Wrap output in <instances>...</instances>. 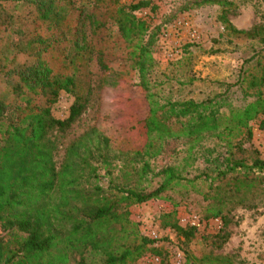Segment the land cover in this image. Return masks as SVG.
Wrapping results in <instances>:
<instances>
[{
  "label": "trees",
  "instance_id": "obj_1",
  "mask_svg": "<svg viewBox=\"0 0 264 264\" xmlns=\"http://www.w3.org/2000/svg\"><path fill=\"white\" fill-rule=\"evenodd\" d=\"M0 1L18 11V16L13 11L0 14L5 32L0 38V264H69L72 253L78 257L73 264L132 263L146 252L145 245L155 241L143 236L138 245H120L119 241L126 240L114 233L124 234L126 209L148 201H168V194L184 180L177 167L153 172L143 161L132 170L138 179L150 175L144 181H156L148 191L110 181L105 190L114 193L107 196H100L99 186L86 189L90 180L99 178L91 163L103 168L102 177L110 175L109 140L95 130L72 142L63 164L55 169V146L48 133L68 129L85 110L92 91L91 59L100 73L97 89H115L134 78L143 93L146 113L140 124L146 141L143 150L133 153L140 159L154 158L163 144L179 141L189 153L204 138L220 140L239 129L250 139L249 123L257 119L258 128L264 129V95L258 90L264 81V64L262 77L248 82V89H256L253 100L226 116L220 112L222 96L172 103L155 98L148 75L155 66L152 56L165 25L150 29L141 16V11L155 9L152 0H86L78 5L74 0ZM221 21L231 33L248 39L258 37L262 30H235L225 13ZM107 25L115 29L113 39L105 35ZM259 41L264 44V38ZM61 93L72 100L67 116L60 120L52 116L51 106ZM220 165L219 177L237 168L264 176V162L258 157L248 166L229 158H223ZM220 215V210L210 213L211 218ZM169 228L185 240L194 231L176 224Z\"/></svg>",
  "mask_w": 264,
  "mask_h": 264
},
{
  "label": "rangeland",
  "instance_id": "obj_2",
  "mask_svg": "<svg viewBox=\"0 0 264 264\" xmlns=\"http://www.w3.org/2000/svg\"><path fill=\"white\" fill-rule=\"evenodd\" d=\"M86 0H74L75 4ZM131 0H122L130 2ZM153 11L142 16L150 29L156 25L165 26L174 18L182 17L195 31L194 37L184 30L180 34L178 55L171 62L163 60L160 51L154 48L155 66L148 75L150 92L159 101L202 100L222 96L221 115L229 110H239L250 103L256 89H248V82L262 77L264 64V0H152ZM12 5L0 1V14H10ZM18 16V11H13ZM225 13L227 23L239 31L253 27L262 29L253 39L231 33L221 21ZM139 16V15H138ZM107 37H116L112 25L106 26ZM5 36L0 27V38ZM91 73L92 91L85 110L63 132L52 130L48 133L54 143V167L58 170L64 161V152L72 143L91 130L108 138L110 144L108 177H102L104 170L96 166L97 180H90V186L102 188L100 196L112 194L105 188L111 184L145 191L155 186L156 181L138 179L134 168L146 161L156 172L159 168L177 167L184 180L168 194L167 200L148 201L132 205L126 209L128 224L124 234L115 231L116 238L125 247L141 243V237L150 230H156L157 240L145 245L146 252L128 264H264V176L250 170L237 168L219 177L223 170V158L239 161L248 166L253 157L264 162V129L258 128V119L249 123L251 137L247 139L243 130H234L220 140L207 137L185 153L187 145L183 141L163 144L162 150L154 158L133 153L144 149L145 134L140 120L146 113L145 100L140 88L131 78L115 89H97L100 73L91 59L88 64ZM264 77V76H263ZM264 95L263 85L258 88ZM71 98L61 93L58 101L51 106V114L57 119L67 116ZM87 137V136H86ZM85 137V139H86ZM90 137V135L88 136ZM238 144V145H237ZM237 145V146H236ZM217 160L218 163L204 161ZM220 167L218 168V166ZM207 178L205 179V176ZM199 176V177H197ZM197 177V178H196ZM89 185V184H86ZM220 210V218H211L210 213ZM189 219L196 225H186L182 220ZM166 224L167 226L163 227ZM193 228L189 240L177 235L172 225ZM118 229V225L112 224ZM2 236V235H0ZM158 251L156 255L154 252ZM177 254L180 255L179 259ZM147 256H155L158 261L151 263ZM71 254L69 264L77 260ZM88 263V264H96Z\"/></svg>",
  "mask_w": 264,
  "mask_h": 264
},
{
  "label": "built area",
  "instance_id": "obj_3",
  "mask_svg": "<svg viewBox=\"0 0 264 264\" xmlns=\"http://www.w3.org/2000/svg\"><path fill=\"white\" fill-rule=\"evenodd\" d=\"M142 16H147V13L143 10L141 11ZM188 31L190 32L191 36L194 37L195 31L189 26V24L182 18H174L170 24L164 26L157 38V44H156V50L160 51L161 57L163 60L171 62L172 59L178 55V47H179V39L180 34L182 31ZM262 143L264 144V139H261ZM185 222V224L192 226H195L196 224L193 221H190L189 219L182 220ZM156 230H150L147 234L148 239L156 241L157 240V234ZM147 261L154 263L157 262L158 259L155 256H147ZM180 255L177 254V258L179 259Z\"/></svg>",
  "mask_w": 264,
  "mask_h": 264
}]
</instances>
